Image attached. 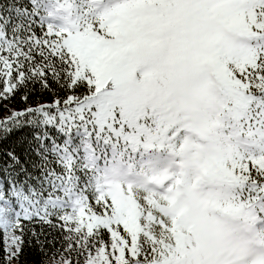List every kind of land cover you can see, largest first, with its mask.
Segmentation results:
<instances>
[{"label":"snow or ice","instance_id":"6c2138e0","mask_svg":"<svg viewBox=\"0 0 264 264\" xmlns=\"http://www.w3.org/2000/svg\"><path fill=\"white\" fill-rule=\"evenodd\" d=\"M0 264H264V0H0Z\"/></svg>","mask_w":264,"mask_h":264}]
</instances>
